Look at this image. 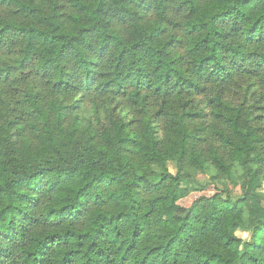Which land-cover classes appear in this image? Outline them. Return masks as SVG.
Masks as SVG:
<instances>
[{"label": "trees", "instance_id": "trees-1", "mask_svg": "<svg viewBox=\"0 0 264 264\" xmlns=\"http://www.w3.org/2000/svg\"><path fill=\"white\" fill-rule=\"evenodd\" d=\"M263 186L264 0H0V264H264Z\"/></svg>", "mask_w": 264, "mask_h": 264}, {"label": "rangeland", "instance_id": "rangeland-1", "mask_svg": "<svg viewBox=\"0 0 264 264\" xmlns=\"http://www.w3.org/2000/svg\"><path fill=\"white\" fill-rule=\"evenodd\" d=\"M168 169L172 173L175 172L174 166L172 164H168ZM207 181H208V179L206 177L199 176L198 177V184L195 183L194 188H196L199 185H200V187L205 185L207 183ZM214 188L215 187L213 185H211L210 187H207L204 191L192 192L186 199H184L181 202L183 205H189L198 195H201V194L211 195V194H213L215 192ZM228 190H229V193L233 194V195L240 193V190L238 187L234 188L231 185L228 186ZM263 193H264V186H263ZM238 235L244 241H248L250 239L251 234H250V232H244V233H239Z\"/></svg>", "mask_w": 264, "mask_h": 264}]
</instances>
